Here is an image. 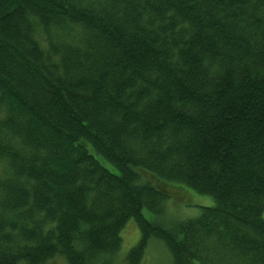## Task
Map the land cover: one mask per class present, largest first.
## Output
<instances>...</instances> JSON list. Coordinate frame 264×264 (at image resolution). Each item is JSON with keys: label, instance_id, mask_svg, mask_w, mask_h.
Instances as JSON below:
<instances>
[{"label": "trees", "instance_id": "16d2710c", "mask_svg": "<svg viewBox=\"0 0 264 264\" xmlns=\"http://www.w3.org/2000/svg\"><path fill=\"white\" fill-rule=\"evenodd\" d=\"M179 184L215 204L165 225ZM153 238L264 264V0H0V264H142Z\"/></svg>", "mask_w": 264, "mask_h": 264}, {"label": "rangeland", "instance_id": "374dc122", "mask_svg": "<svg viewBox=\"0 0 264 264\" xmlns=\"http://www.w3.org/2000/svg\"><path fill=\"white\" fill-rule=\"evenodd\" d=\"M107 166L115 171V169L107 164ZM177 188H174L173 195L175 199H168L165 203L166 212V224L171 222L168 221H181L189 218L198 217L204 207H212L215 202L210 196L201 195L195 192L193 189L179 184ZM182 189V190H180ZM188 198V199H187ZM181 204L179 201H184ZM143 214L149 220H158V216L150 212L148 209H144ZM141 233L135 222V220H130L121 233L122 246L118 254V261H125L128 252L138 243ZM120 256V257H119ZM61 264H63L61 262ZM142 264H173L172 257L164 243L158 239H151L149 246L145 252V256Z\"/></svg>", "mask_w": 264, "mask_h": 264}]
</instances>
